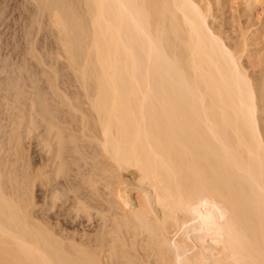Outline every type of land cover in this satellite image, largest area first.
I'll list each match as a JSON object with an SVG mask.
<instances>
[{"label":"bare ground","instance_id":"obj_1","mask_svg":"<svg viewBox=\"0 0 264 264\" xmlns=\"http://www.w3.org/2000/svg\"><path fill=\"white\" fill-rule=\"evenodd\" d=\"M35 1L82 93L51 78L26 106L0 79V264H264V19L228 34L230 0Z\"/></svg>","mask_w":264,"mask_h":264},{"label":"rangeland","instance_id":"obj_2","mask_svg":"<svg viewBox=\"0 0 264 264\" xmlns=\"http://www.w3.org/2000/svg\"><path fill=\"white\" fill-rule=\"evenodd\" d=\"M230 1L227 5L224 3L220 7L217 6L220 10L218 8L215 10L218 12H215L216 16L219 17H216L215 23L220 25L222 22L225 28L222 24L221 28L229 32L228 34L251 35L259 28L258 19H264V2L254 7L248 14L237 3L239 0ZM39 9L41 8L35 0H0V79L10 78L26 91L28 97L26 106L35 94L51 96L53 92L51 78L62 94L74 96L82 93L73 71L62 56L56 30L51 26L47 14ZM4 116L7 117L6 114ZM6 120L4 122H7ZM27 137L25 142L26 146L31 148H29L31 158L39 162L40 156L35 154L32 136L31 141L30 136ZM42 187L43 185H38L34 189L36 200L41 204L45 202L47 195L45 187L44 189ZM135 194L136 190H132L131 196ZM85 223L91 231L95 229V223Z\"/></svg>","mask_w":264,"mask_h":264}]
</instances>
